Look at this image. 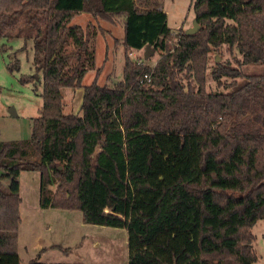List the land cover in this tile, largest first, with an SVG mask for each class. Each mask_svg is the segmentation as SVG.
<instances>
[{"label": "trees", "instance_id": "trees-1", "mask_svg": "<svg viewBox=\"0 0 264 264\" xmlns=\"http://www.w3.org/2000/svg\"><path fill=\"white\" fill-rule=\"evenodd\" d=\"M136 1L0 0V37L23 38L22 49L34 43L36 73L22 81L43 74L31 137L0 140V264H23L25 170L41 174L42 208L81 210L86 223L126 228L128 264L256 263L264 0H194L200 30L191 35L168 26L158 0H141L144 8ZM82 11L112 22L124 16L123 79L115 86L83 83L96 68L97 32L72 23ZM148 45L160 54L155 65L129 57ZM222 46L237 64L218 62L211 73L222 89L209 91V54ZM11 55L9 68L19 69ZM252 64L263 69L244 72ZM66 88H83L81 114L65 112ZM25 264L64 263L38 255Z\"/></svg>", "mask_w": 264, "mask_h": 264}, {"label": "rangeland", "instance_id": "rangeland-1", "mask_svg": "<svg viewBox=\"0 0 264 264\" xmlns=\"http://www.w3.org/2000/svg\"><path fill=\"white\" fill-rule=\"evenodd\" d=\"M154 0H148V5ZM162 9L167 13L168 26L173 31L188 30L194 25L195 12L194 0H158ZM137 4L144 8L141 0ZM84 15H76L72 23H78L87 28L89 22L84 20ZM124 16H116L115 24L108 20L98 21V25H92L90 29L96 31V68L87 71L83 78L85 85L97 80L100 85L115 86L123 79L124 47L120 45L124 33ZM101 25V26H99ZM118 40V44H116ZM177 38H173L175 42ZM20 37H0V140L28 139L32 135L33 120L40 115L43 104V74L38 78L23 82L25 75H35L33 66L34 43L27 42ZM129 57L134 60L141 58L150 65H155L160 58L159 52H154L148 59L145 58V49H134ZM12 59L20 60V68H9L10 55ZM11 55V56H12ZM231 60L234 64L235 57L222 46L209 54L207 65L208 90L222 89L213 78L211 69L218 62ZM100 68V71L98 69ZM242 69L246 73L260 72L262 65H244ZM232 79L223 77V82ZM186 82V81H185ZM73 89V88H72ZM80 90L76 89V99L71 88L64 89L66 106L65 112H71L73 100L80 104ZM14 109L16 114L11 110ZM76 109V107L74 108ZM20 183L25 204L35 211V222L30 223L32 232H26L27 241L33 243L37 252L44 249L40 261L44 263L64 264H128V231L123 227H113L86 223L83 220V212L76 209L42 208L39 205L40 198V172L25 170L20 174ZM32 224V225H31ZM50 225V228L48 226ZM252 232L255 234V248L258 259L255 264H264V220L257 221Z\"/></svg>", "mask_w": 264, "mask_h": 264}, {"label": "crops", "instance_id": "crops-1", "mask_svg": "<svg viewBox=\"0 0 264 264\" xmlns=\"http://www.w3.org/2000/svg\"><path fill=\"white\" fill-rule=\"evenodd\" d=\"M76 15H84V16H82L83 19L89 22L88 27H91V28H92V25H94V26L96 24L98 25V21L101 23V20H105V19L96 17L93 14L88 13V12H84V11L76 13L73 16V18ZM109 22L115 24L116 19H114L113 22L112 21H109ZM99 26H101V25H99ZM141 50H143V49H141ZM71 90H72V92H74V96H75V99H76V89H72L71 88ZM83 91H84L83 88H81V90H80V98H81L80 104L77 103L76 106H74L75 101H77V100H75V99L73 100L71 112L77 113V114H79V113L81 114V104H82V99H83ZM75 107H76V109H74ZM40 181H41V174H40ZM21 196H22V202H21V205H20V211H21L22 221H21V224H20V227H19V246H18V251H19L21 262L23 264H25V263H28L29 261L33 260L34 258H36L38 255H39V258H41V256L44 254L45 250L42 249L41 253L37 252V248L34 247V242L31 243V242L27 241V239H26V234L25 233L34 231V229H31L30 223L33 224V222H35V221L37 222V220H36V216H35V214H36L35 211L32 208H30L28 204L27 205L25 204V206H24L25 199L23 197L22 190H21ZM39 205H40V198H39ZM36 222H35V225H36ZM48 228H50V225L48 226Z\"/></svg>", "mask_w": 264, "mask_h": 264}, {"label": "water", "instance_id": "water-1", "mask_svg": "<svg viewBox=\"0 0 264 264\" xmlns=\"http://www.w3.org/2000/svg\"><path fill=\"white\" fill-rule=\"evenodd\" d=\"M200 30V24L198 23L196 17H195V22H194V25L192 27H190L188 30H186V33L191 35V34H194L196 32H198ZM154 54V51L150 48V46H146L145 48V58L148 59L150 56H152ZM38 78V76H36ZM11 112L13 114H16L15 113V110L12 109Z\"/></svg>", "mask_w": 264, "mask_h": 264}, {"label": "built area", "instance_id": "built-area-1", "mask_svg": "<svg viewBox=\"0 0 264 264\" xmlns=\"http://www.w3.org/2000/svg\"><path fill=\"white\" fill-rule=\"evenodd\" d=\"M133 52H134V49H132V51L130 52V55H132L133 54ZM135 61H137V62H139V63H142V62H144V60L143 59H141V58H137V59H134ZM146 78H149V76L148 75H146L145 76Z\"/></svg>", "mask_w": 264, "mask_h": 264}]
</instances>
